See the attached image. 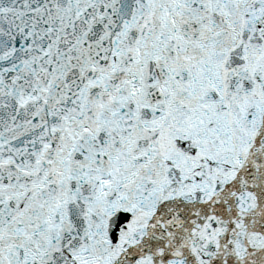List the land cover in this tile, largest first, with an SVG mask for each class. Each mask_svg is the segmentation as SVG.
<instances>
[{"label": "snow or ice", "instance_id": "obj_1", "mask_svg": "<svg viewBox=\"0 0 264 264\" xmlns=\"http://www.w3.org/2000/svg\"><path fill=\"white\" fill-rule=\"evenodd\" d=\"M0 264H264V0H0Z\"/></svg>", "mask_w": 264, "mask_h": 264}]
</instances>
